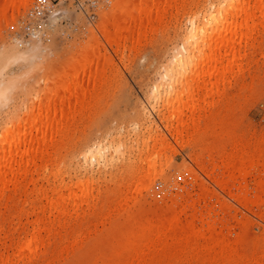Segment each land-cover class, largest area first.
Wrapping results in <instances>:
<instances>
[{
  "label": "rangeland",
  "instance_id": "obj_1",
  "mask_svg": "<svg viewBox=\"0 0 264 264\" xmlns=\"http://www.w3.org/2000/svg\"><path fill=\"white\" fill-rule=\"evenodd\" d=\"M30 1L31 2H29L28 5L21 6L14 12H8V14L4 18L5 20L3 19L1 20L2 22L0 21V61H3L0 62V87H3L4 84L5 87H7V85L10 84V86H8L11 89H8L9 95L7 94L8 92L6 93V100H1L0 102V137H2L3 139L4 134H6V130H8L7 133L13 132L12 134H14L16 130L17 132H19L20 130L21 132L30 131L32 134V138H37V132L33 129L36 123L41 121V119H45L46 112L48 116L51 115L50 113H48L51 111L49 109L50 107H48V105L39 107L37 106L38 101H44V97L46 98V87L48 83H50L52 80L63 79V75L61 72L64 69L70 70L72 68L73 70H70L69 74H71V72H74L75 68L78 73H81L82 70L85 75L83 76L82 73L81 75L83 77H78L76 87L78 85H85V89H82V87L81 90H85L84 93L86 96L83 95L84 99L82 100V102H80L81 100L78 99V101L82 103V105L80 106V103L78 102L79 104L77 105V102H74L76 100L73 98L76 95V91L79 94L80 87H77L74 93H72V90L75 89V87L69 91H66L67 94L63 92V90L65 89L63 86L53 89L55 94L60 95L64 93L65 96H63V99L66 100L67 98H69V100L67 99L68 102H70L69 104L68 102H64L65 100H63V102L66 104L61 103L63 106L71 105L72 108L69 106H64L66 111H71L67 108H71L73 110L74 106L77 105L75 106L77 110H73L77 113H75L74 115L73 112H71V115L70 112H67V115H71V117L68 116L69 119L64 116V113L62 116L59 111L60 109H62V111H64L65 109H63L64 107L62 106V108H60L59 105L61 104L60 102H58L57 108L59 107L60 109H56V111L59 110L58 112L60 114L58 112L57 113L60 119L64 117L66 120L64 118L63 119L67 122V124H65L62 119L61 121L64 125H66L65 129H62L64 128L63 124V126H61L62 128H59V125H56V127L54 126L53 128V130L58 128L64 131L63 133H59L61 130H54L58 133L56 135L54 134L55 136H53V143L47 148V153L49 152L48 154H50L49 157L52 158V161L50 163L46 161L48 158L47 154H45V156L40 160H37L35 164L36 166L33 165L29 167V169L27 168L28 172L22 175L23 179L21 178V180H23L24 184L22 183V185L24 186L25 191L17 192L15 194L11 193L9 197H4L0 202V213H2V217L4 218L3 221L0 220V237L4 236V240H2L4 242L2 245H0V249L3 251H8L10 253L9 249L7 248L11 243V240L14 237L18 236V233L23 229L25 231L21 232L20 234L29 232L31 229V225L29 222L34 220V218H36L37 216L41 217V219L43 218V220H47L45 217L47 215L49 216V210H47L46 213H43L42 210L45 209L50 202L48 190L51 189V187H54L56 185L55 187L59 188L60 186V189L62 190L59 191V195H63L67 193L66 190L68 186H70L72 181H83L87 178L89 179V184L88 188L82 191L84 196L88 195L91 192L93 193V195L101 193V196L106 195V199H109L108 201H110L111 199H113L112 197L114 196L115 192L119 196H124V193L128 192V187L126 184H129V179L131 181L133 180L131 178H133L132 175L134 174V172L136 175L138 174V176L141 177V173H136V171L144 163L146 158L154 157L157 160L155 162L157 166L156 169L160 168L161 165L163 172L157 175L151 174L149 175V178L142 179L143 182L141 183H149L148 188L145 191L141 192L136 201L135 199H131L128 202L126 201L127 203H125L128 205L125 206L126 204L124 203V209L122 208V211L124 212L119 211L121 213L117 212L118 214L116 213V211L112 212L111 219L110 217H108V220L105 218L104 223V221L102 222V220L104 219L100 217V211L99 215L96 217H87L86 213H82L81 211H79L77 215H75L74 213H72L73 207H70V211L68 212L69 214L66 215L67 219H65L66 226L64 225L65 227L60 229L61 236L50 239V246L47 249V259H43L41 257L42 253H39L36 258L31 261L30 264H114L115 260H117V257L109 254V251L115 244L119 236L123 235L128 226L130 227L133 224L135 217H137V215L139 214L140 205L145 210V212L147 211L148 213L157 207L159 209H166L170 207H174V209H183L181 203L184 201V198L187 197L186 192L191 191L193 186L191 183V177L189 175L190 169H192L193 172L196 171V175L198 174L197 176L202 179L206 185L208 184V187L210 186L209 190L214 191L212 193H216V195H213L208 192L204 198L199 199V203H196V206L194 207L198 211H200V207L202 205L204 206L205 203H208V208L211 207V204H215V206H213L212 208H215L213 211L218 214L215 215L214 213L212 215H215L214 218L217 219V222H215V219L213 218V216H211L214 219V221L211 219L212 222H215V225L212 223L214 227H216V225L218 224L219 228L218 225L217 228L219 229V231L222 230V232H225L224 234L226 236L229 235V242L232 239H234L233 241L235 242L236 237H238L237 239H239L237 240V249H234L235 252L238 250L239 253V256H237V262L241 264H258L260 262L261 264H264V199H257L255 195L254 188L256 187L255 180L257 179V174H255L256 172L255 170H253L254 168L246 169H251V171L248 170V174L249 172H251L252 174L248 175L244 181H240L242 179L237 180V182L240 181V185L246 188L244 190H247L249 192V195H247L249 203L247 206H242L240 205V203H238L239 198L236 197V200L230 196L231 192L239 193V191H233L234 189H227L224 191L221 190L220 188H218V186L212 183L210 179H208L209 176H207L204 171H201L196 163L191 161V158L194 157V154H200L199 159L202 161V163H208L206 164L208 166V169L212 173L219 175L224 171V169H222V165H220L222 163V160H220L221 158L218 160V155L221 153V149H217L219 150V153L217 150H215V148L219 147V145L221 147V136L223 137L225 135H228L229 133H232L233 131H236L235 137L238 141L237 142L236 138L234 137L235 140L234 138L232 140L235 141V145H233V141L232 143L228 144V140L227 143H223L224 149L222 151H224V156L225 154H227L226 152H230V154L228 153L229 156L232 154L235 155L234 153L236 152L240 153V149L237 150L235 149V147L236 145L238 146L237 148H239L240 146L242 147V144H244L245 146L244 140L248 135H252L254 137L257 136L258 139H260V137H264V19L257 16L256 14L255 16L258 20L255 18V16H253L251 19L252 22L248 21V26L253 27L254 31L252 28H250L251 30L249 31V33L251 34H248L250 36L249 40H246V44L241 43V48L236 47L237 53H234L236 54L234 55V57L236 56L235 58H239L237 65L235 67L232 66L229 70L225 71L222 79L221 77L219 78V75H217V73L213 75H217L218 77L215 76L217 79H211L209 82H213L215 80L216 82H218L217 85H215L213 82L212 87H210L211 84L207 83V76L209 75V67L207 65L205 66L206 69L208 68V72L205 71V67L203 70L205 73L207 72L206 77H204V72L201 71L202 75L200 74V79H198L199 81L197 80L199 85L194 86L195 90L191 88V86L193 85L192 83L188 90L187 88L185 89V91L184 89H182L186 87H183V85H185L183 76L182 82L179 79L177 84L175 83L176 81L173 82L174 88L171 83L169 84L166 82V84H169L170 86L169 88L171 90V94L172 88L174 89V95L177 96L175 97L173 94L172 95L176 99H178L181 104L182 102H184V100H187L185 96H187L189 100V93L185 95L187 91H196V86L201 87L205 84V89L201 91L202 93L199 92L202 94V96L201 94H194V99L197 98L199 102H204L205 106L203 107V103H200L201 105H199V102L196 100V108H203L201 113L204 120L205 118L208 121H211L210 119H214V123H207L209 124V131H207V133L205 134L204 140L203 137L201 139L200 136L199 139H197V134H194L197 136L193 137V133L196 128H191L192 130L189 129L187 131L189 135L183 132V136H181L180 138H176V130L179 127L173 128V126H177V121H174L173 118V121L172 119H168L171 118L168 117L170 116L169 114H166L164 120H160L159 116H156V113L157 115H159V111H162L161 109L163 102L160 101L162 100L161 98L160 100H157V102H154L150 97V90L154 86V84H158L160 82L161 87H165L162 86V80L164 79L162 77L164 69L167 70V67H170L174 57L178 54V52H183L184 40L189 34V28H191L190 24L192 23V21H194L197 27H202V22H204V18L202 17L206 12L205 9L207 10L210 4L214 3L213 5H215L220 0H217L218 2L216 0H151V3L148 0L149 4H151V6L153 5L152 8L155 7L153 8V12H155L154 15L156 16H153V18H151V20L153 21H149V23L152 22L150 23L151 25L146 22L141 23V26H139V22L137 23L136 20V15H138L137 5H139L140 0H130V2H128L129 14H126V16H124L123 18L121 17L122 20L119 17V12L123 8L122 6L125 3L124 0H110L107 5H100L96 10L92 12L94 13V15H96V17L93 18L88 17V13L84 14L76 9V7L70 0ZM152 1L155 3H153ZM115 5L117 6L115 7ZM155 9L157 10L154 11ZM165 11L166 13H164ZM163 13L165 16H163L164 18L162 17ZM112 14H114L115 16L117 14V21H119L120 24L122 22L124 24L122 25L125 29H128V26H125L126 17L128 15L130 17L133 16V18H131V24L129 23L131 27H129L128 31L133 30L134 33L136 31H134V29H136L137 27L142 31L140 35V31L138 32V35L141 37L136 35L137 31L134 34L131 31L132 35L134 36H130L131 33L127 32V30H125V32L124 29V32L121 33L122 37L119 33H115V28H117V25H119V23L117 22L118 24L116 26H113L111 19V17L113 16ZM197 15L198 19L195 17ZM193 17H195L194 20L192 19ZM108 19L110 21H108ZM240 19L241 18H237L236 21L239 22ZM134 20H136V22ZM106 21L111 24L108 25V30L111 29L109 32H111L112 34L111 37H113V41L115 39V37L113 36L114 34H119V36L121 37V42L119 41L120 44H117L118 46H115L114 44L111 45L112 38H110V36L104 38V35L98 28V26L101 25V22L103 24V22ZM144 24H147V26H144ZM133 25L134 27H132ZM206 29L207 30L205 31L207 33L205 31L204 33L207 35L202 32L196 40L198 42L201 36H203L202 39H200L201 41H199V45H205V48L203 49L204 54L208 53L209 51V48L206 47V44H204V41H202L203 38L205 41L208 40L207 36L210 29L209 27H206ZM32 30L38 37H33L30 35ZM128 35L130 37H128ZM131 37H134L132 38L133 40L137 37V41H131L132 39L129 40ZM96 38L99 39L100 44L96 42ZM109 41L110 43H108ZM194 41H192L191 44H193ZM196 41L195 43H197ZM93 46L96 47L94 48ZM90 47H93V52L90 51V53L87 52V54H83L84 50H87ZM3 55L5 58L3 57ZM96 55L99 56H97L98 59ZM93 60L94 63L92 62ZM91 63L92 65H90ZM96 64L97 66H95ZM90 66L92 68H90ZM78 67L79 69H81L80 71ZM238 67H240V69ZM88 69H92L93 71L91 70L89 72ZM96 69L105 70H103L104 73L100 72L98 76L95 75V77L98 79L94 77L96 80H93V72ZM190 70L187 69V72H184V75H189H186L188 78L186 84L190 83L193 79V75L191 73L192 70ZM86 71L89 72V75L86 73ZM50 76H52V79ZM201 76L203 78H201ZM179 77L181 79V76ZM45 78L49 80H46ZM88 78L90 80H93V84ZM85 79L89 80H87L88 84L90 82L92 84V87L90 84V87L87 89L88 84L83 82V80L86 81ZM180 83H183V85ZM194 84L196 83L194 82ZM11 86H13V88H11ZM204 87L202 86V88ZM213 87H215L216 89ZM175 89L177 93L175 92ZM182 91L184 92L183 96H181V100V97L178 96V94L180 95V92ZM80 93L82 94L83 92ZM190 93H192L193 95V92ZM172 95L170 97L171 101L169 102L173 101L172 98L174 97ZM76 96L75 98L77 99ZM36 98H38L39 100L35 103V101L37 100ZM50 98L53 99L54 97L50 95ZM176 101L177 100H174L173 103H176ZM167 102L166 104L164 103L166 105V107L164 106L165 108L163 107L164 109L168 107L167 105L169 104V102ZM173 103L171 104L173 105ZM186 103L187 101L185 102V104ZM151 105L153 107H151ZM77 107H79V109ZM153 109H157L156 112ZM42 112L45 113V116ZM185 112L187 111H184V113ZM208 113H213L215 115V118L213 114L211 118H209L211 114L207 116ZM34 114L37 120L32 119V116ZM185 115H187V113H185ZM46 118L48 119V117ZM184 118L185 116H183V119ZM166 122L167 124L168 122L172 123V127H170L169 130L165 128L167 127ZM203 123L201 122V125H204H202V127L200 125L201 129H203L207 125L205 121ZM213 124L215 126H211ZM233 126L236 128H234ZM209 127L211 128V130ZM237 128L239 129L238 131ZM174 129L176 130L174 131ZM222 130L226 131L224 132ZM48 131L50 132V130ZM172 131H174L175 133ZM211 131L213 134L211 133ZM191 133L192 135H190ZM238 133L241 135H239ZM33 136H35V138ZM112 136L115 137V140L113 142L115 145H107L106 148H108L109 150L107 151V149H105L104 151V154L106 153L107 156L106 159L103 155V160L100 159L101 161L97 162L99 163L100 167L95 161H93V164L91 165V162L86 161L83 157H81V153L84 150H94L100 143L108 142L109 139L112 138ZM157 137L158 139H156ZM186 137H189V140ZM191 138H194V142L192 140L190 141ZM159 139H163V142L159 143L157 141ZM187 141H189V143H187ZM198 141L201 143L203 149H200L201 146H197L200 145L197 144ZM190 142L192 144H190ZM4 143L6 146L8 142L5 141ZM118 143L120 145H118ZM165 144L168 145V152L166 153V155L158 157L157 153L159 154L165 151V149L162 148L163 146L164 148L166 147ZM53 145L56 147H54ZM112 145H114L116 149H114ZM116 145H118V148ZM153 145L154 147H152ZM262 146L264 148V143L263 145L261 144L260 147ZM20 149H22V147H20ZM113 149L117 152L115 153V155H113ZM150 149H152L153 151H150ZM212 149H214L215 153H213L214 151ZM210 150L214 154V157L217 158L213 161V165L209 161L211 155L208 154V151L211 152ZM148 151H150V154L148 153ZM233 151L234 153L231 154V152ZM239 153H236V155ZM110 154L112 159L111 162V159L107 160ZM237 159L238 157H236L234 161H238ZM104 162L107 165L104 164ZM109 162L110 164H108ZM93 165L94 167H98L95 168L96 170L94 169L95 171H92V174L90 170ZM14 166L13 168L16 169L17 165ZM246 170L245 176L247 175ZM57 171L60 173H56ZM237 174L238 172L236 173V176ZM12 181L13 179L10 178L7 189L13 188L12 186L14 185V183L12 184ZM131 181L129 182L131 183ZM123 182H125V184H123ZM236 186H238V184ZM181 188L185 189L186 191L182 190ZM96 189L98 190V192H96ZM217 194V199L219 198L218 200L214 198L215 196H217ZM96 196L97 198H100V194ZM194 196L196 197L195 194ZM219 200H225V203H219L221 202ZM226 203L228 204L227 206H229L228 208H226V210L228 209V212L226 211L224 214L222 213L223 211L220 212L217 210L220 204ZM98 204L101 206V203ZM32 205H34V207ZM202 209L205 212L204 207ZM52 211H54L53 208L50 209V212ZM191 211L192 210H190V212ZM113 214L117 215L116 218ZM227 215H230V217H227ZM85 221L89 222L88 226L85 225ZM220 221L223 222L224 225L223 223L220 224ZM210 222L208 223L209 225H211ZM197 224V227L200 228L201 226H199V223ZM204 225L206 226L207 224ZM217 228L215 230H218ZM78 229L81 231H79ZM72 230H77L81 233H79L80 235L78 236L80 237H78L77 240L71 237L72 234L70 232H72ZM115 231H117L116 234ZM5 235H7L6 238ZM40 236L45 238L47 237V233H45V231H41ZM66 236L67 238H64ZM109 237H114L115 239H110ZM71 238L73 242H76L71 245L74 248H72L74 250L73 252H71L72 250L70 251V242H72ZM78 240H80V242L82 243H79ZM75 244H77L76 247L74 246ZM78 244L82 247H80ZM235 244L237 243L235 242ZM235 244H233L232 246L235 247ZM65 246L66 249H69L65 251H68L67 254H60L63 253L61 252V250H64L63 248ZM258 247H260L259 250H257ZM8 252L0 255L1 264L3 263L1 262V258L5 260ZM79 253L81 256H79ZM259 254L261 256L259 257V261H254V257ZM137 260L138 259L135 256L128 257L124 260V264H137ZM159 261L160 260L155 259L150 264H158Z\"/></svg>",
  "mask_w": 264,
  "mask_h": 264
},
{
  "label": "bare ground",
  "instance_id": "obj_2",
  "mask_svg": "<svg viewBox=\"0 0 264 264\" xmlns=\"http://www.w3.org/2000/svg\"><path fill=\"white\" fill-rule=\"evenodd\" d=\"M124 1H125V3L122 6L123 8L119 12L120 19H121V17L123 18L124 16H126V14H129L128 2H130V0H124ZM150 1L151 0H149V2ZM29 2H31V1L30 0H0V21L5 18V16L8 14V12L9 13L11 11L14 12L17 9H19L21 6L28 5ZM149 2H148V0H140L139 5H137L138 6V15H136L137 18L136 17L135 18L137 20V23L139 22L138 23L139 26L142 25L141 23H146V22L148 24L152 23V22L149 23V21H153V20H151V18H153V16L154 17L156 16V15H154L155 12H153V8H155V7L152 8L153 5L151 6V4H149ZM153 3H155V2H153ZM213 4L214 3L210 4V6H208L207 10L205 9L206 12L203 14V17H202V18H204V22H202V24H203L202 27H197L195 25L194 21H192V23L190 24L191 28H189V32H188L189 34L184 40V45H183L184 50H183V52H180V53L178 52V54L174 57L171 65H170L171 68L167 67L168 68L167 70L164 69L165 67L163 68L164 73H163L162 77L164 79L162 78L163 79L162 80V84H163L162 86H165V87L162 88L161 82H160L158 84L157 83L154 84V86L150 90V97L154 102H157V100H160V98L162 99L160 101L163 102L162 109H161L162 111L160 112L158 110L159 115H157V113H156V116L157 117L159 116L160 120L161 119L164 120L166 117V114H169L170 116H168V117H171V118H168V119L171 120L173 118L174 121L175 120L177 121L176 122L177 126H173V128L179 127V128H177V130L174 129V131L175 130L177 131L175 134L176 138H180L181 136H183L182 135L183 132L187 133V131L189 129L196 128V130H194L193 137L198 135L197 136L198 138L196 137L197 139H199V136H200L201 139L203 137V140H204L205 134L207 133V131H209L208 125L210 123H214L213 122L214 119H210L211 121H208L205 118V120H204L202 117L203 115L201 113L203 108H201V107L196 108L195 102H196L197 98L194 99V94H201L202 93L201 91H203L205 89V87H204L205 84L203 83L204 85H202V86L204 88H202V86L201 87L196 86V91H193V90H195L194 86L199 85L198 79H200L199 78L200 74L202 75L201 71L204 72L203 71L204 67H205V71H207L208 68L206 69V66H205V65H207L209 67V72L207 71L209 74V75L207 74L208 75L207 76V78H208L207 83L211 84L210 87H212L213 82L215 85H217L218 82H216L215 80L213 82L212 81L209 82V81L211 79H217L216 78V77H218L217 75H219V78L221 77V79H222V76L225 74V71L229 70L232 66L235 67L237 65L239 58L238 57L235 58L236 56L234 57V55H236V54H234L236 52V47H240L241 43L246 44V40H249V37H250L248 34H251V33H249V31L251 30L250 28L253 29V27L248 26V21H251L252 17L255 16L256 14H257V16L264 19V0H220L215 5H213ZM116 6L117 5H115V7ZM157 7H158V5H157ZM156 10L157 9H155L154 11H156ZM175 12H177V11H175ZM164 13H166V11ZM164 13H163L162 17L164 16ZM112 15L113 16L111 17V19H112L113 26H116L119 23V25H117V28H115V31H114L115 33H119L120 36H121V33L124 32L125 30H127V32H130V33L132 31V33H133V30L128 31L129 27H131L130 22H131V18H133V16L130 17L128 15L127 16L128 18L126 17L125 23L127 25L125 24V26L126 27L128 26L127 27L128 29H125L123 26L124 24L122 22L120 24V22L117 21V19H118V18H116L117 14H116V16L114 14H112ZM157 15H158V13H157ZM195 17L198 19V15ZM195 17H193L192 19L194 20ZM156 18H158V17H156ZM237 18H241L239 22L236 21ZM255 18H256V16H255ZM105 20H107V19H105ZM136 20H134V21L136 22ZM108 21H110V20L108 19ZM108 25H111V24H109V22L106 21V22H103V24L101 22V25L100 26L97 25V26L101 30L102 34L104 35V38H107L108 36H110V38H112V40L109 38L112 41L111 45L114 44L116 46L117 44H120V42H121L120 40H121L122 36L120 37L119 34L113 33L114 34L113 36L115 37V39L113 41V37H111L112 34H111V32H109L111 29L108 30ZM144 26H147V24L146 25L144 24ZM205 26L209 27V29H210L209 34L207 36L208 40L205 41L204 38L202 40V41H204V44H206V47L209 48V51L206 54L203 53V49L205 48V45H203V46L199 45L200 44L199 41H201L200 39H202L203 36H201L200 39L198 38L199 39L198 42L196 41L197 37L199 35H201L202 32L204 33V31L207 30ZM132 27H134V25ZM254 27H255V25H254ZM123 29H124V31H123ZM135 30L137 31L136 35H138L139 31H140L139 35H140V33H142V31L139 30V28H137V27H136V29H134V31ZM253 31H254V29H253ZM132 33L130 34V36H134V35H132ZM204 34H202V35H204ZM116 35H118V36H116ZM205 35H207V34H205ZM130 36L128 35V37H130ZM144 36H146V35H144ZM139 37H141V36H139ZM132 38H134V37H131L129 40H131ZM136 39H137V37H136ZM136 39H134V40L132 39L131 41L136 42L137 41ZM194 40L197 43H195ZM107 41H108V39H107ZM192 41H194L193 44H191ZM96 42L99 43L98 38H96ZM108 43H110V41ZM253 43H254V41H253ZM202 44H203V42H202ZM257 44H258V42H257ZM93 47H90L89 49L84 50L83 54L84 53L87 54V52L90 53V51L93 50L92 49ZM97 56L98 55H96V57ZM3 57H4V55H3ZM10 57H11V55H10ZM98 57H97V59H98ZM4 61H6V60H4ZM0 62H3V61H0ZM92 62L94 63V60ZM90 65H92V63ZM239 65H241V64H239ZM95 66H97V64ZM1 67H2V65H1ZM90 68H92V67L90 66ZM238 68L240 69V67H238ZM78 69H79V67H78ZM187 69L192 70V71L191 70L190 71L193 75V79L190 83L186 84V82L188 80L187 76H189V75H187V74H186L187 76L184 75V72ZM68 70L64 69L61 72L63 75L62 80H52V81L50 80L51 82L48 83L47 87H46V91H47L46 98L43 96L44 101L36 98L37 100L35 101V103L39 100L37 106L41 107L43 105H48V107H50L49 109L51 110V111L49 110L50 112H48L51 114V115H49L50 117L48 116L46 111H45L46 116H45V113L42 112V113H44L45 119H41V121L37 122L35 127L33 128L37 132V138H35V136H33L35 138V139H33L30 131H27V132L22 131L21 132L20 130H19V132H17V130H16L14 134H12L13 132L7 133L8 130H6L5 131L6 134H4L3 139H2V137H0V202L2 201V199L4 197H7V196L9 197L11 195V193L15 194L17 192L25 191L24 186L22 185L23 180H21L22 175H24L28 172L29 167H31L33 165L36 166L35 164H36L37 160H40L42 157L45 156V154H47L48 158L46 161L49 163L52 161V158L49 157L50 156V154H48L49 152L47 153V148L52 145L53 139H54L53 136H55L58 133L54 130H59V131L61 130L58 128L53 130V128H54V126L56 127V125H59L60 126L59 128H62L61 126L64 125L63 122L61 121L64 117L62 119H60L58 113L60 112L62 116L64 113V116L69 119V117H71V115H72L71 112H73L74 115H75V113H77L76 111H73V110H77L75 106H77L80 102H82V100L84 99L83 95L86 96L84 93L85 90H81L82 87H83L82 89H85V87H84L85 85H83V86L78 85L77 86L78 88L80 87V92H83L82 94L79 92V94H80L79 95L78 92L76 91V88H77L76 83H77L78 77L82 78L85 74L82 72L81 69H79V71L81 70V73L79 72L80 74L78 73V71H76V68H75L74 72H71V74H69L70 70H73V69L71 68L69 70V72H68ZM91 70H89V72ZM103 70H105V69H103ZM103 70H100V69L94 70L93 80L98 79L95 77V75L98 76L100 72L104 73ZM89 72L86 71L87 74ZM82 73H83V76L81 75ZM206 73L205 72L203 73V74H205L204 77H206ZM216 73H217V75H215L216 77L213 76ZM47 75H46V77H47ZM90 76H92V75H90ZM179 76H181V79ZM182 76H183V80H184L185 85H183V83H180V84H182L183 87L186 86L185 88H182V89H184V91L186 88L188 90V88H190V86L193 84L191 86V88L193 90L189 89V90H192L190 92H193V95H192V93H190L188 91H187V93H185V95H187L189 93V95H190L189 100H188L187 96L184 95L185 98L187 99L186 104H185V102H186L185 100L181 104V102H179L178 99L175 98L177 95L175 96L174 95L175 93L173 92L174 91L173 82L176 81L175 83L177 84L178 79L182 82ZM43 77H41V78H43ZM50 77L52 79V76H50ZM201 78H203V77L201 76ZM88 79H85V80L87 81ZM46 80H49V79H46ZM93 80H90V82H92V84H93ZM189 80H190V78H189ZM86 81L83 80V82L88 84V81L87 82ZM159 81H161V80H159ZM90 82L87 85V89L90 87L89 86L91 84ZM166 82L169 84L171 83L173 85L172 94L175 97L171 94V90L169 88L170 86H169V84H166ZM194 82L196 84H194ZM13 84H14V82H13ZM92 84H91V87H92ZM8 85L10 86V84H8ZM8 85H7L8 88L5 87V84L3 87H0V102H1V100H6V93L9 90H11ZM61 86H63L65 88L63 90V92H65V93H66V91H69L75 87V89L72 90L73 91L72 93H74V91H76L75 93L77 96L76 95L75 96L77 97V99L75 98L74 95H72V96H74L73 98L76 100L74 102H77V105L74 106L73 110L71 109L72 108L71 105H64L65 107L66 106L71 107L70 109L67 108L68 110H71V111H66L65 107L62 105L64 102H68L69 98L64 97V98H67L68 100L63 99V96H65V95L62 92H61L62 94L59 93L60 95L54 93L53 89L57 88V87H61ZM177 87H178V85H177ZM11 88H13V86H11ZM32 88H33V86H32ZM213 88H215V87H213ZM249 89H250V87H249ZM89 91H90V89H89ZM179 91H181V90H179ZM184 91L180 92V95L178 94V96H180V97L183 96ZM175 92H176V89H175ZM199 92H201V93H199ZM48 93L50 95H52L54 98L53 99L50 98V95ZM7 94L9 95V92ZM171 95L175 98V99L172 98L173 101L177 100L178 102L177 101H176V103L175 102L173 103V101L169 102V101H171V99H170ZM201 96H202V94H201ZM78 99H80L81 101L79 102ZM61 100H62V102H61ZM63 100H65V101L63 102ZM181 100H182V97H181ZM160 101H158V102H160ZM167 101L169 102V104L167 105L168 107L166 109H164L166 107L165 104ZM58 102H60V104L62 103L59 106H60V108L64 107L63 109H65L64 111H66V112L62 111V109H60L59 107L57 108ZM69 103L70 102H68V104ZM171 103H173V105ZM200 103L201 102H199V105H201L203 103L202 104L203 107L205 106L204 102H202L201 104ZM215 103H217V102H215ZM64 104H66V103H64ZM81 105H82V103H80V106ZM151 107H153V106L151 105ZM77 108L79 109V107H77ZM56 109H60V111L59 110L56 111ZM145 110H147V109H145ZM153 110H155V112H156L157 109H153ZM184 111H187V112H185V113H187V115H185ZM67 112H70L71 115L69 113H68L69 115H67ZM56 113L58 116L56 115ZM65 113H66V115H65ZM209 114H211L209 117V118H211L213 113H208L207 116H209ZM39 115H41V114H39ZM183 116H185L184 119H183ZM37 117H38V115H37ZM46 117H48V119ZM54 117H55V119H54ZM214 118H215V115H214ZM32 119L37 120L35 114L32 116ZM64 119H63V121H64ZM68 119H67V121H68ZM72 119H74V118H72ZM173 119H172V121H173ZM204 121L206 124L207 123H209V124H207L203 129H201L202 125L204 124L203 123ZM64 122H65V124H67L66 121H64ZM201 122L203 123L202 125H201ZM172 123L168 122V124H167V122H166L167 127H165V128L169 130L170 127H172ZM215 123H216V120H215ZM73 124H75V123H73ZM200 125H201V127H200ZM229 125H230V123H229ZM231 125H232V123H231ZM68 126H70V125H68ZM155 126H156V124H155ZM211 126H215V125L213 124ZM63 127L64 128H62V129H65L66 125H64ZM234 128H236V127H234ZM48 130H50V132ZM210 130H211V128H210ZM238 130L239 129L237 128V131ZM47 131L49 134L47 133ZM61 131L59 133H63L64 130L62 132ZM125 131H126V129H125ZM174 131H172V132H174ZM222 131L225 132L226 130H222ZM227 131H228V129H227ZM211 133H212V131H211ZM194 134H197V135H194ZM214 134H215V132H214ZM190 135H192V133ZM201 135H203V136H201ZM223 135H225V134H223ZM235 135H236V131H233L232 133L225 135L226 137L223 136L224 138L221 136L222 139L220 140V142H221L222 148L220 147V145H219V147L215 148V150H217L219 148L221 149L220 150L221 153L219 152V150H217L220 154L219 155L216 154L219 156V157L216 156V157H218V160L220 158H221L220 160H222L221 161L222 163L220 164V165H222V167L221 166L220 167L222 169H224V171L221 174L218 175V174L212 173L208 169V166L206 165L208 163H206V164H205V162L202 163V161L199 159L200 154L199 155L194 154V157L191 158V161L196 163L198 168L201 171H204L206 173V175L210 177V178L208 177V179H210L212 181V183H214L216 186H218V188H220L221 190L224 191L227 189H234L233 191H235V190L239 191V193L231 192L230 196L236 200H237V198H239L238 203H240V205H242V206H247L249 203V199L247 197V195H249V192L247 190H244V189H246L244 186L240 185V181H244L248 175L252 174L251 172H249V174H248V170L251 171V169L246 170L247 168H252V169L254 168L253 170H255V172H256V173L255 172L254 173L257 174V179L255 180L256 187L254 188L256 198L257 199H260V198L264 199V148H263V146L260 147L261 144L263 145V143H264V137H260V139H258V137L256 135H255L256 137H254L252 135H248L246 137V139L244 140L245 146H244V144L241 143L242 147L240 146L239 148H237L238 147L237 145L235 147V149H237V150L240 149V153L236 152L239 154L236 155V153H234V151H233V152H231V154L234 153L235 155L232 154L229 156L228 153L230 154V152H226V150H225V152L227 154H225V156H224V151H222L224 149L223 143L224 144L227 143V140L229 142L228 144L232 143V141H233L232 139L235 137ZM239 135H241V134H239ZM190 137H192V136H190ZM186 138H188V140H189V137H186ZM235 138H234V140H235ZM151 139H149V140H151ZM156 139H158V137ZM201 139H200V142H201ZM114 140H115V137L112 136V138H110L108 142L100 143L96 149L84 150L81 153V157H83L86 161L91 162L90 163L91 165L93 164L92 163L93 161H95L96 163L101 161L100 159L104 158L103 155L105 156V159H106L107 156H106V153L104 154V151H105V149H107V151L109 150L106 147L108 144H114L113 143ZM191 140L194 142V138L193 139L191 138L190 141ZM203 140H202V142H203ZM230 140H231V142H230ZM5 141L8 142L6 144V146L4 143ZM157 141L160 143V142H163V139H159ZM236 141H237V138H236ZM176 142H178V141H176ZM198 142H197V144H200V145H197V144H195V145L200 147L201 143L200 142L198 143ZM233 142H234L233 145H235V141H233ZM119 143H118V145H120ZM181 143H182V141H181ZM187 143H189V141H187ZM190 144H192V143L190 142ZM114 145H112V146L114 147ZM118 145H116L117 148H118ZM202 145H203V143H202ZM238 145H239V143H238ZM160 146H161V144H160ZM165 146H166L165 148H164V146L162 147L163 149H165L164 152H161L159 154L157 153L158 157L162 156V155H166V153L168 152V150H167L168 145L165 144ZM20 147H22V149H20ZM54 147H56V146H54ZM152 147H154V145ZM201 147H200V149H203V147L202 148ZM119 148H120V146H119ZM114 149H116V148L114 147ZM114 149H113V151H114L113 155H115V153H117ZM212 150L214 151V149H212ZM118 151H120V150H118ZM150 151H153V150L150 149ZM150 151H148V153ZM199 153H201V152H199ZM213 153H215V151ZM213 153H212V151L211 152L208 151V154L211 155V158L209 159V161L211 162L212 165H213V161L217 159L214 157ZM212 154H213V156H212ZM195 155H197V156H195ZM236 157H238V159H237L238 161H234L236 159ZM108 159H111V154L107 158V160ZM107 160H106V162H107ZM111 161H112V159L110 160V162ZM156 161L157 160L154 157L146 158L144 163L142 162L143 164L136 171V173H139V174L141 173V177L138 176V174L136 175L134 172V174L132 175L133 178H131L133 180L131 181L129 179V181H131V183L128 181V183L130 185L126 184L128 187L127 188L128 192L124 193L125 194L124 196L123 195L119 196L115 192L114 196L112 197L113 199H111L110 201H108L109 199H106V197H105L106 195L101 196V193H99L100 198L99 197L97 198V196H96V195H99L98 193L96 195L94 194L96 196L95 197L92 192H91L92 194L89 193L88 195L84 196L82 191L84 189L88 188V184H89V179H87V178L84 179L83 181H80V180L79 181L77 180L75 182L72 181V183L70 184V186H68V188L66 190L67 193H65L63 195H59V191L62 190V189H60V186H59V188L55 187L56 185L54 187H51V189L48 190V195L50 196V202L47 205V207L42 210L43 213H46L47 210H49V212H48L49 216L47 215L48 217L47 216L45 217L47 220H43V218L41 219V217L37 216L36 218H34V220L29 222L31 225L30 231L26 232V233L24 232L23 234H20L21 232L25 231L23 229L22 231H20L18 233L19 235L17 234L18 236L14 237L11 240V243L8 245V248H7V249H9L10 253L8 251H3L0 249V255H2L5 252L6 253L8 252L7 257H5V260L1 258V260H2L1 262H3L2 264H30L31 261L34 260L39 253H42L41 257L46 260L47 254H48L47 249L50 246V239L61 236L60 229H62L66 226V224H65L66 220L65 219H67L66 215L69 214L68 212L70 211L69 210L70 207H73L74 212L72 210V213H74L75 215H77V213L79 211H81L82 213H86L87 217H91V216L96 217L101 212L100 217L102 219H104V220H102V222L104 221V223H105V218L108 220V217H110V219H111L112 212H114V211H116V213L119 211L124 212V211H122L124 209V205L128 201H130L131 199H133V200L135 199V201H136L137 197L140 196L141 192L145 191L148 188L149 183H145V184L141 183V182H143L142 179L149 178V175H151V174L157 175V174H160L163 172L161 165H160V168L156 169V167H157L155 164ZM110 162L108 164H110ZM97 164L99 166V163H97ZM104 164H106V163L104 162ZM14 165H17L16 169L13 168ZM98 166H96V167H98ZM145 166L148 168H146ZM93 167H94V165H93ZM93 167L91 168L90 172L96 170L95 169L96 167H94V168ZM144 167L146 170L144 169ZM245 170L247 171L246 176H245V174H246ZM189 172H190L189 175H190L191 180H192L191 183L193 186H192L191 191L186 192L187 197H185L184 201L181 203V206L183 207V209H178V208L174 209L173 206H172L173 208L170 207V208H166V209H159L157 207L148 213L147 211L145 212V210L140 205L139 214L137 215V217H135L133 224L130 227L128 226L127 230L124 232L123 235L119 236V238L116 240L115 244L111 247V249L109 251V254H112V255L117 257V260H115L114 264H124V262H125L124 260L127 259L128 257H132V256H135L138 259L137 264H150L155 259L160 260L158 264H241V263L237 262V256H239L238 250L236 252L234 250V249H237L236 246L238 245V241H237V240H239V239H237L238 237H236V239H235V242L237 244H235V242L233 241L234 239L230 238V239H232L231 240L232 243H231V241L229 242V237H228L229 235L226 236L224 234L225 232H222V230L219 231V229H218L219 225L218 224H217L218 228H217V225H216V227H214V225H215L214 223L217 222L216 221L217 219L214 218V216L218 214L215 211H213L215 208L214 209L212 208L213 206H215V204L214 205L211 204L210 205L211 207H209V208H208L209 205H207L208 203L207 204L205 203L204 206L202 205L204 207L205 212L203 211L202 206H201L202 208L200 207V211H198L194 207V206H196L195 205L196 203H199V201H200L199 199L204 198L208 192L210 194H213V195L214 194L216 195V193H212L214 191L209 190L210 186L208 187L207 186L208 184L206 185L204 183V181L197 176L198 174L196 175V171L193 172L192 169H190ZM237 172L239 175L237 174V176H236ZM56 173H60V172L57 171ZM92 174H93V172H92ZM255 174H253V175H255ZM134 177H136V178H134ZM10 178L13 179L12 184L14 183V185L12 186L13 187L12 189H10V188L7 189V187H8L7 185L10 182ZM239 179H242V180L237 182V180H239ZM123 184H125V182H123ZM237 184H238V186H236ZM57 185H58V183H57ZM181 189L185 190L183 188H181ZM96 192H98L97 189H96ZM103 194H105V193H103ZM194 194L196 195V197L194 196ZM217 197H218V194L214 198L217 199ZM219 201H221V200H219ZM224 201H221L219 203H225ZM98 203H101V206ZM178 204H180V203H178ZM127 205L128 204H126L125 206H127ZM227 205H228L227 203L226 204H220L219 208L217 210L220 212L223 211L222 213L225 214L226 211L228 212V209L226 210V208H228L229 206H227ZM32 206L34 207V205H32ZM51 208H53L54 211L50 212ZM224 209H225V211H224ZM190 210H192V211L190 212ZM121 212H119V213H121ZM214 213H215V215L213 216L212 214H214ZM0 214H1L0 220L3 221L4 218L2 217V213H0ZM115 214H113V215L116 218L117 215H115ZM211 216H213V218L215 219L214 223L212 222V220L214 221V219ZM224 216H226V215H224ZM228 216L230 217V215H227V217ZM210 220H211V222H210ZM221 221H223V220H221ZM221 221H220V224L223 223ZM209 222L211 223V225L208 224ZM108 223H110V222H108ZM197 223H199V226H201L200 228L197 227V225H198ZM204 224H207V225L205 226ZM85 225L88 226L89 222L85 221ZM203 225H204V227H203ZM223 225H224V223H223ZM216 228L218 230H215ZM226 228H228V227H226ZM222 229H224V228H222ZM41 231L42 232L45 231V233H47V237L43 238L42 236H40ZM79 231H81V230H79ZM79 231H77V230L73 231L72 230V232H70L72 234V236L71 235L70 236L73 239L77 240V238L80 237L78 235L81 234ZM0 232H1V229H0ZM116 232L117 231H115V234H116ZM110 235H112V234H110ZM6 236L7 235H5V238H6ZM3 237L4 236L0 237V245H2L4 242V241H2V240H4ZM227 237H228V240H227ZM64 238H67V236ZM72 238H71L72 242L69 241L70 246L72 244L76 243V242H73ZM113 238H110V239H113ZM80 240H78L79 243H82L83 241L81 240L82 242H80ZM85 240H87V239H85ZM233 244H235V247L232 246ZM68 245H69V243H68ZM76 245L77 244H75L74 246L76 247ZM67 247H69V246H67ZM80 247H82V246H80ZM1 248H3V247H1ZM72 248H73V246H71V249H70V251L72 250L71 252L74 251L73 250L74 248L73 249ZM63 249L64 250H61V252H63V253H60V254L65 253V255H66L68 251L67 252H65V251L69 250V249H66V246ZM259 249H260V247L257 248V250H259ZM71 254H73V253H71ZM79 256H81L80 253H79ZM257 257H258V260H257ZM259 257H261L260 254L257 255L256 257H254L253 260L258 262ZM258 264H261V263L259 262Z\"/></svg>",
  "mask_w": 264,
  "mask_h": 264
},
{
  "label": "built area",
  "instance_id": "obj_3",
  "mask_svg": "<svg viewBox=\"0 0 264 264\" xmlns=\"http://www.w3.org/2000/svg\"><path fill=\"white\" fill-rule=\"evenodd\" d=\"M53 1V0H52ZM73 5L78 9L80 12L86 14L88 13V17H96L94 13H92L94 10H96L100 5H107L110 0H70ZM33 37H38L36 33L32 30L30 33Z\"/></svg>",
  "mask_w": 264,
  "mask_h": 264
}]
</instances>
